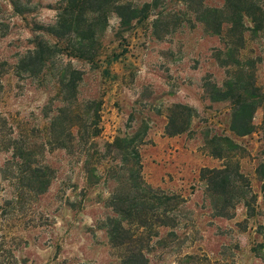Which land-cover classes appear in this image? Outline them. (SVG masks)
Instances as JSON below:
<instances>
[{
	"label": "rangeland",
	"instance_id": "rangeland-1",
	"mask_svg": "<svg viewBox=\"0 0 264 264\" xmlns=\"http://www.w3.org/2000/svg\"><path fill=\"white\" fill-rule=\"evenodd\" d=\"M64 1L31 0L16 14L0 0V264H123L102 226L118 218L109 198L139 199L123 182L132 148L142 185L175 207L174 225L149 233L147 264H264V106L236 136L216 93L238 80L264 97V0H111L139 17L123 26L103 8L93 64L45 32ZM36 40L60 54L17 75ZM66 68L80 75L74 90L58 84ZM169 117L183 132L167 134ZM203 169L227 179L210 185ZM37 171L49 180L41 195L29 191Z\"/></svg>",
	"mask_w": 264,
	"mask_h": 264
},
{
	"label": "trees",
	"instance_id": "trees-1",
	"mask_svg": "<svg viewBox=\"0 0 264 264\" xmlns=\"http://www.w3.org/2000/svg\"><path fill=\"white\" fill-rule=\"evenodd\" d=\"M30 1L9 0V5L16 14H24L29 12L27 6ZM107 6L118 17L120 25L127 26L130 21L139 17L136 8L117 2L111 3V0H65L60 13L57 14L54 25L46 29L45 32L58 41L65 42V51L70 56L93 64L97 57L98 50L95 44H97L98 36L91 30V27L93 20H96L95 18L98 16L101 17L104 11L103 8ZM144 7L141 10L144 11ZM247 15H249L253 25L255 23V27L253 26L252 30H258L261 24L256 26V23L257 21L260 22V20H256L250 13ZM231 24H233V27L235 24L234 20H231ZM215 29L217 30L214 33L220 35L219 24ZM235 36L236 41L240 43L238 48L240 49L242 36L240 33ZM59 54L54 50V46L36 40L33 48L27 50L25 55L15 64V72L17 75H26L28 78L38 75L46 68L49 57ZM225 56H230L229 51L226 50ZM233 65L237 66L238 63L234 62ZM80 79V75L75 70L66 68L59 73L58 84L65 89L74 90L75 84ZM254 91H256L254 88L251 90L249 86H243L238 80L228 83L223 91L216 90L218 101L230 102L229 128L236 136H244L252 132V115L257 107L264 106L263 95L257 92L254 93ZM177 109L184 110L185 108L175 105L171 110ZM176 125V119L169 117L165 128L168 135L183 132ZM88 129L89 127L87 126V130L85 131L86 139L96 137V134L89 132ZM57 148H60V146H57ZM126 148L127 146L121 147V150H125ZM129 153L133 159L132 167L134 170L128 169L131 177L125 178L123 182L127 183V187L133 190L134 193L140 191L139 199L136 201L134 197L127 199L118 196L109 198L108 206L113 209L118 218L107 219L102 229H104L112 247L124 250L126 253V259L123 264H147L144 251H146L148 242L152 238L149 233L151 229H154V224H156L154 227H172L174 225L173 220L168 216V213L172 212L175 207L170 197L153 196V191L147 186L142 185L139 179L140 164L137 153L133 148ZM124 161L126 160H123V163ZM125 163L127 165V162ZM88 176L92 177L93 173L90 172ZM45 177V174L40 171L32 175L31 181L33 184H36V187H30L29 191H34L36 195L43 194L49 184V180ZM200 178L202 181H207L210 185L216 186L217 180L225 178V176L223 170L203 169L200 171ZM145 235L146 245L140 246L142 236Z\"/></svg>",
	"mask_w": 264,
	"mask_h": 264
}]
</instances>
